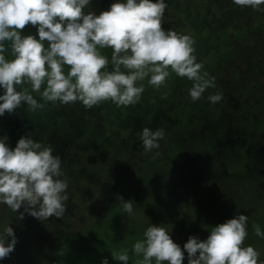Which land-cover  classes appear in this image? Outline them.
Listing matches in <instances>:
<instances>
[{
  "label": "trees",
  "instance_id": "1",
  "mask_svg": "<svg viewBox=\"0 0 264 264\" xmlns=\"http://www.w3.org/2000/svg\"><path fill=\"white\" fill-rule=\"evenodd\" d=\"M113 1L91 0L85 11L99 15ZM208 1L211 6L205 9L201 4H193L192 0H165L167 6L175 10V16L163 20V28L198 39V45H194L196 50L204 39L209 41L204 45L214 50L218 38L221 49H227L228 54L221 53L223 58L216 59L212 72L208 64L207 70L203 66L202 73L206 72L209 79L215 78V87L206 89L202 98L217 94L227 81L238 101L236 109H227L225 117H215L192 102L189 96L192 82L175 73H171L159 89L150 86L147 78L140 82L145 91L134 105L117 107L107 101L112 105L99 107L101 119L98 121L106 125L103 129L117 132V137L107 138L98 127L96 137H92L97 146L85 152L79 150L61 165V170L68 174L74 173L79 166L86 169L82 170L83 174L66 179L68 185L73 186L71 193L75 200H84L88 196L87 189L91 194L96 178L109 180L104 189L106 194L111 192V196L107 195L102 217L80 233L70 218L40 221L25 214V218L19 220V212L0 204V233L11 226L17 238L14 252L0 260V264H102L105 258L108 264H122L112 257V252L125 249L129 253L128 264H136L142 257L133 254L132 245L143 239V233L153 224L142 220L151 212L145 203L121 193L128 184L137 186V182L160 191L162 198H156L154 209H164L165 218L161 222H172L174 228L169 233L182 249L189 237L206 240L212 227L244 214L248 217L245 246L256 248L260 253L258 264H264V238L256 236L253 228L254 224H259L264 231V11L235 6L229 0ZM227 7L228 12H225ZM188 13H194V17L186 18ZM179 17L182 19L178 20ZM223 20L227 23L222 30ZM246 20L247 30H239L238 23ZM245 34L248 47L244 44ZM251 48V59L242 58L244 61L239 62L241 50H247L248 55ZM237 50L240 51L233 53ZM100 51L110 60L108 51ZM248 103L252 104L249 108ZM26 110L25 104L13 114L5 113L0 118V138L7 136L11 148H15L21 138L19 134L49 136L44 124L36 123L38 115ZM145 127L165 130L164 139L158 141L160 147L151 152H144L140 147ZM228 131L241 136L249 145L248 150L238 146L233 152L225 149L217 154V144ZM133 132L137 135H131ZM123 134L126 138H121ZM257 152L261 154L253 156ZM101 154L107 159L101 158ZM123 154L127 159L120 162ZM210 156L215 157L208 159ZM250 156L257 159L248 161ZM209 160L213 165L207 164ZM173 161L175 165L171 166ZM100 172L104 173L98 174ZM252 191L257 200L247 205V194ZM121 196L132 201L131 216L123 211ZM167 200H171V204ZM19 211L23 212V207ZM10 240L9 237L8 242ZM184 255L183 264H188L186 251Z\"/></svg>",
  "mask_w": 264,
  "mask_h": 264
},
{
  "label": "clouds",
  "instance_id": "2",
  "mask_svg": "<svg viewBox=\"0 0 264 264\" xmlns=\"http://www.w3.org/2000/svg\"><path fill=\"white\" fill-rule=\"evenodd\" d=\"M90 3L91 0H0V118L25 104L32 113L51 104L56 106L52 111L55 117L58 108H73L96 120L91 140L96 137L98 127L107 138H115L117 134L103 129L106 125L99 123L98 107L111 104L103 103L106 101L117 107L138 103L145 91L140 82L146 78L155 89L165 85L171 73L187 78L192 82L189 96L193 102L199 101L206 89L215 87V78H207L202 69L204 66L207 70L208 64L212 72L216 59L203 61L200 50L220 54L215 52L216 48L221 49L218 38L214 50L204 44L196 50L190 35L166 31L162 23L167 8L165 0H118L99 15L85 11ZM233 3L264 11L261 7L264 0H233ZM237 27L247 30V21H240ZM244 44L248 47L247 34ZM101 49L112 50L110 60ZM247 57L251 59L252 48L248 55L244 50L238 61L242 63V58ZM207 99L216 106L209 110L215 117H225L227 109L238 106L227 81L221 91ZM251 105L248 103L247 107ZM164 137L163 128L145 127L140 147L151 152L160 147L158 141ZM7 141V136L0 138V204L19 212V220L25 214L40 221L64 217L65 202L69 199L67 190L73 189L66 179L78 174L62 171L61 157L53 154L51 146L42 145L31 135L20 138L15 148L9 147ZM243 145L246 143L241 136L228 131L217 144V154L225 149L233 152ZM100 185L101 180L96 179L95 189H91V194L88 189L86 192L104 209L107 194L97 193ZM119 198L123 211L131 216L132 201ZM22 207L24 211L20 212ZM97 218L95 213L92 223L84 224L85 230L94 226ZM78 222V219L74 222L76 227ZM247 224L246 215H236L212 227L206 240L189 237L183 249L173 241L166 227L151 225L143 233L144 238L132 245V252L142 257L136 264H153V261L183 264L185 251L188 264H258L260 253L251 245L245 246ZM253 228L256 236L264 238L259 224ZM16 244L14 229L6 226L0 233V260L8 258ZM112 257L122 264L129 262L127 249L112 252ZM102 264H108L107 258Z\"/></svg>",
  "mask_w": 264,
  "mask_h": 264
},
{
  "label": "rangeland",
  "instance_id": "3",
  "mask_svg": "<svg viewBox=\"0 0 264 264\" xmlns=\"http://www.w3.org/2000/svg\"><path fill=\"white\" fill-rule=\"evenodd\" d=\"M192 1H193V4H196V5H200L201 4V7L205 8V9H208V7L211 6V4H208V3H210L208 0H205L204 3L203 2L201 3L200 0H192ZM229 1L231 3H233V0H229ZM109 9H110V7L108 8V10ZM174 11H175L174 9L172 10V8L167 6V8L165 10V14H164L163 20L165 21V19H167L169 17H174L175 16V12ZM193 14H189L188 13L186 18L194 17ZM181 15H186V13L185 14L181 13ZM177 19L180 20L182 18L179 17ZM176 24H178V22ZM194 40H195V43L198 45V39H194ZM205 42H209V41L204 39L201 44H205ZM200 52L202 54L203 61H205V62L206 61L214 62L215 59L223 58L221 53L220 54H215L213 51L206 52L204 49H201ZM36 95H39V94L36 93ZM194 103H196L197 106H199L200 108H202L204 110H211V109L216 107L215 104H212L207 99V96L201 98L199 101H196ZM72 125H75V124L73 123ZM148 128H151V127H148ZM119 133L120 132H118V134ZM113 134H117V132H114ZM131 135L135 136V135H137V132H133ZM19 136L22 138V137H24L26 135L19 134ZM31 136H32V138L34 140H36L37 142H40L42 145H44L46 147L48 146L45 136L39 135V134H33ZM121 138H126V135L125 134L121 135ZM235 142H238V140H236ZM87 144H88V146L90 148H94L95 146H97L96 145V141L91 140V139L87 140ZM215 145H216V143H215ZM248 147H249L248 144L243 145V150L244 149L248 150ZM257 153H255L253 156H257L258 157V155L261 154L260 152H257ZM213 157H215V156H210L208 159L213 158ZM238 158H239V156H238ZM126 159H127V157L123 154L122 158L120 159V162L121 161H125ZM252 159H257V158H253V157L250 156L248 158V161L250 160L252 162ZM256 163H258V160L256 161ZM207 164L208 165H213V161L209 160L207 162ZM170 165L174 166L175 165V161H173ZM119 166H122V165H119ZM83 169L86 170L85 168H83ZM83 169H81V173H79L80 170L78 168H75V172L78 175L79 174H83L82 173ZM97 170H101V169L97 168ZM212 170H213V168L211 169L209 174L212 172ZM103 173L104 172H100L98 174H103ZM96 179H99V178H96ZM82 180L85 181V179H82ZM109 183L110 182H109L108 179H106V180L101 179L100 190L97 193H103V194L106 193L104 187H105L106 184H109ZM141 186H143V187H141ZM244 192L247 193V191H245V190H244ZM121 193H123V195H127L129 197V199L136 200V201L138 200L140 203H145L146 207H148V209L151 210L150 215L147 216V218L145 217V219H142L147 224L148 223H150V224L153 223L152 225L164 226V227H166L168 229V231H171V228L172 229L174 228V225H172V222H169V224L161 222L162 219L165 218L164 209L163 208L156 207L154 209V204H155L154 202H155L156 198L157 197H161V193L157 189L146 188L144 185H142L139 182H137V186H132V185L128 184L127 187L123 191L121 189ZM107 195H108V197H110L111 196V192H107ZM256 200H257L256 193L254 191L248 192V194H247V205L251 204L252 202H255ZM167 201L171 204V200H167ZM75 204L77 205V219L79 220L78 227H77V229H78L77 232L80 231V233H81L86 228V226H84V224L92 223L93 215H94V213L96 211V205H95L94 201L89 200V196H86V198H84V200H82V201L75 200ZM255 206H257V205H255ZM139 210H141V209H139ZM52 218L53 217H50V219H52ZM62 221L63 220H60V222H62Z\"/></svg>",
  "mask_w": 264,
  "mask_h": 264
},
{
  "label": "flooded vegetation",
  "instance_id": "4",
  "mask_svg": "<svg viewBox=\"0 0 264 264\" xmlns=\"http://www.w3.org/2000/svg\"><path fill=\"white\" fill-rule=\"evenodd\" d=\"M116 2H118V0L113 1V3ZM225 12H228V7L225 9ZM226 23L227 21L223 20V25L221 26L222 30L226 28L225 27ZM34 33L37 39H39L38 32L35 27H34ZM104 50L110 53V58H111L112 50L111 49H104ZM239 51L240 50H237L234 51L233 53H237ZM243 51L244 50H241L240 55H243ZM215 52L228 54L227 49L223 50L216 48ZM105 103H107V101ZM55 108L56 106L49 104L45 107L44 110H38L34 112V114L38 115L39 117L36 123L42 122L44 124L45 126L44 131L48 132L49 134V136L46 138V142L48 146H51L53 148V153L58 154L61 157L62 162H68L72 156L77 155L75 153H78L79 150L85 152L87 149H90V147L87 144V140L91 139V136L97 126V123L96 120L88 117L87 114L84 113L83 111L73 108H61V109L58 108V115L55 117L52 112ZM28 113H32V112H28ZM49 117H51V120ZM73 123L75 125H72ZM101 158H105L103 154H101ZM83 168H84L83 166H79V170H80L79 173H81V169ZM67 193L69 195V199L65 203L67 207V211L66 214L64 215V218H70L71 222L73 223L77 221V205L75 204L74 201L75 198L73 197V194L69 192V190H67ZM89 200L94 201L91 198H89ZM94 203L96 205V211H95L96 216L102 217L103 209L98 207L97 202L94 201Z\"/></svg>",
  "mask_w": 264,
  "mask_h": 264
}]
</instances>
